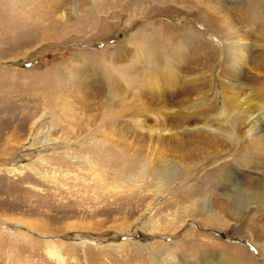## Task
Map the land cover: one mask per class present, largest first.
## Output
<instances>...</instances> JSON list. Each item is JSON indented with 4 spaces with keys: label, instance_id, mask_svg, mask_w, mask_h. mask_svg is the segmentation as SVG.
<instances>
[{
    "label": "rangeland",
    "instance_id": "374dc122",
    "mask_svg": "<svg viewBox=\"0 0 264 264\" xmlns=\"http://www.w3.org/2000/svg\"><path fill=\"white\" fill-rule=\"evenodd\" d=\"M215 71L264 80V0H0V264H264V212L220 182L254 194L264 144L212 146L184 113Z\"/></svg>",
    "mask_w": 264,
    "mask_h": 264
},
{
    "label": "bare ground",
    "instance_id": "6f19581e",
    "mask_svg": "<svg viewBox=\"0 0 264 264\" xmlns=\"http://www.w3.org/2000/svg\"><path fill=\"white\" fill-rule=\"evenodd\" d=\"M234 46L235 48L238 47L239 43L234 42ZM113 84L118 88L121 83L118 79ZM200 84L189 82L186 86L194 92L199 90ZM197 99L196 105L185 107L184 113L187 117L189 114L200 111L204 113L200 118L202 120L201 126L196 127L195 130L203 129L208 132V140L212 146H228L231 151L240 154L264 144V80L261 82L245 81L240 77L230 75L227 71H215L211 76L209 89L200 93ZM69 129L71 128L69 127ZM174 134L175 132L173 136ZM91 136L93 137H90L89 145L92 150L86 155V162L93 165L97 164L96 172L101 176L110 170L111 167L108 163L113 164L116 152L107 148L96 132L95 134L92 133ZM221 171L220 182L233 201L245 205L254 203L258 211L264 212V181L261 178L256 179L255 183L251 185L254 191V194L251 195L239 180L240 175L235 167L224 166L221 167ZM160 172H162L161 174L168 186L181 175L176 165L167 166ZM259 173L264 174V171L259 169ZM206 207L205 203L199 205L200 210H205ZM154 216L155 214H150L149 220L152 221ZM155 230H160V227L156 226ZM218 256L214 252L205 250L197 264H225ZM161 262L159 263L161 264Z\"/></svg>",
    "mask_w": 264,
    "mask_h": 264
}]
</instances>
